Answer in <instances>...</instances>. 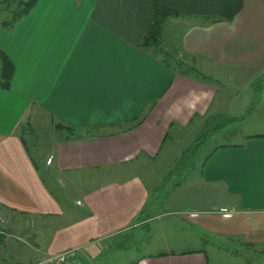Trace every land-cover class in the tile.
I'll list each match as a JSON object with an SVG mask.
<instances>
[{"label":"crops","instance_id":"obj_1","mask_svg":"<svg viewBox=\"0 0 264 264\" xmlns=\"http://www.w3.org/2000/svg\"><path fill=\"white\" fill-rule=\"evenodd\" d=\"M158 1L185 13L166 21L164 49L202 75L169 67L142 46L154 0H38L14 28L0 26V48L16 68L12 87L0 89V264L70 248L79 249L71 264H80L111 239L154 228L163 214H154L141 171L159 179L153 168L170 130L239 116L245 106L235 95L244 90L251 101L263 92L264 0ZM256 100L264 107V93ZM34 116L95 131L60 137L48 155L54 166L43 162L79 183L68 202L50 191L21 132ZM201 180L213 192L198 198L216 205L181 213L200 241L239 245L228 246L233 255L264 247V129L216 145ZM145 208L149 215L137 220ZM202 244L144 254L138 264H249ZM246 259L259 264L255 255Z\"/></svg>","mask_w":264,"mask_h":264},{"label":"rangeland","instance_id":"obj_2","mask_svg":"<svg viewBox=\"0 0 264 264\" xmlns=\"http://www.w3.org/2000/svg\"><path fill=\"white\" fill-rule=\"evenodd\" d=\"M172 63L178 66L175 61H172ZM179 68L186 70V67ZM191 74L198 75L196 71L191 72ZM262 86L263 92L258 91L259 94L255 99L252 98L251 101H249V94L244 90L241 96L237 97L236 94L237 103L243 107L245 106V111L243 110V113L239 114V119H235L224 129L215 133L200 148H196L194 140L201 129L202 118H197L185 128L173 127L170 130L164 148L154 164V175L159 179L148 180L145 170L141 171L142 176L146 178V182L154 194V198H151V202L155 204L153 212L154 214H163V218L157 221L154 228L141 227L138 230L107 241L102 247H96L94 249L96 257L94 258L84 254L81 255L80 264H133L144 254L170 249L178 250L193 246L197 247L204 242H206V245L202 244L203 246L208 248L209 246L216 247L224 254L233 255L234 253L229 251L228 246L235 248V246L239 245L214 243L211 239L201 242L197 227L181 218V213L182 210L196 208H208L211 210L210 208L216 205V201L211 202L198 198L200 194H206L209 190L213 192L201 180L204 164L216 145L238 142L244 135L264 129V107L259 105L260 101L256 100L264 93V81H262ZM250 107H255V109L249 110ZM249 112L251 113L249 114ZM44 119V122L39 123L37 116L32 117L29 120V125L27 124V127L21 132L34 158L38 162L42 161L47 165L54 166L48 159V155L52 154L56 141L62 136L65 138L66 133L60 132L59 134L57 128L47 121V117H44ZM260 122L259 126L262 129H256L254 126ZM170 170H172V173H167ZM63 175L60 172L57 174L51 172V176H47L46 179L54 194L61 197L63 202H68L79 193L77 189L79 183L73 177L69 179V176L64 177ZM59 176H62L61 182L56 179ZM216 196L213 195L215 200ZM170 211L173 212L171 213ZM168 212L170 214H167ZM3 218L0 214V227ZM184 237H187L185 242L182 241ZM191 238H196L198 241L189 240ZM178 241H182V243H177ZM252 255L258 258L257 261H254L255 263L264 264V247L262 246L233 256L234 258H245L246 263L251 264L253 261L247 260L246 257H252ZM236 261L223 260V262H229L230 264H236Z\"/></svg>","mask_w":264,"mask_h":264},{"label":"trees","instance_id":"obj_3","mask_svg":"<svg viewBox=\"0 0 264 264\" xmlns=\"http://www.w3.org/2000/svg\"><path fill=\"white\" fill-rule=\"evenodd\" d=\"M38 0H0V26L7 29H12L16 26V24L27 14H29L33 8L36 6ZM182 14H185L183 11H179L176 9H171L162 5L158 0H154V11H153V21L151 24L148 33L144 37L142 46L160 57L162 62L165 63L169 67H175L182 71L183 73H190L196 71L194 68L187 66L184 61L176 58L172 53L166 51L163 47V37L166 21L170 17H178ZM172 61H175L178 66H175ZM179 67H186V70H183ZM15 63L12 58L6 53V51L0 48V89H10L12 87L13 78L15 75ZM199 75V71H196ZM261 87V84H258ZM256 91H259L256 89ZM146 114L142 112L139 117H136L134 121L137 124L143 122ZM197 117V116H195ZM194 117V118H195ZM235 119H239L238 116H229L225 114H215L205 118V122L201 125V129L197 133L194 144L196 148H200L204 145L210 137H212L218 131L224 129L226 126L231 124ZM29 125V122L26 123L23 129ZM55 127L59 130H63L66 133L67 139L78 138L80 135H91L94 132L92 130H86V132L79 133L77 128H74L68 124H64L62 122H57ZM36 166L38 170L42 173V179L47 184V175L51 176L49 172V168H46L43 165V162H36ZM48 185V184H47ZM50 188V191L54 193ZM152 205V203H149ZM145 215H149L147 213L146 208L142 210L138 219L140 220ZM167 252L159 253V256L167 255ZM139 260L133 262V264H138Z\"/></svg>","mask_w":264,"mask_h":264},{"label":"built area","instance_id":"obj_4","mask_svg":"<svg viewBox=\"0 0 264 264\" xmlns=\"http://www.w3.org/2000/svg\"><path fill=\"white\" fill-rule=\"evenodd\" d=\"M78 248H70L30 264H71L78 256Z\"/></svg>","mask_w":264,"mask_h":264}]
</instances>
